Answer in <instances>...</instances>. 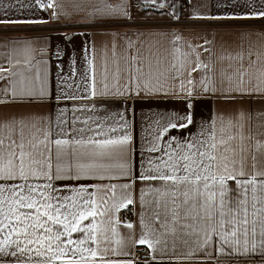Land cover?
<instances>
[{
	"label": "crops",
	"instance_id": "0c3cea01",
	"mask_svg": "<svg viewBox=\"0 0 264 264\" xmlns=\"http://www.w3.org/2000/svg\"><path fill=\"white\" fill-rule=\"evenodd\" d=\"M261 12L264 0H0V124L24 118L29 125L25 138H42L43 131L55 133L61 120L92 128L96 122L105 127L126 122L134 175L144 171L141 153L145 159L161 155L148 152L150 147L167 150L169 138L195 139L209 125L219 135L229 119L243 133L248 149L249 137L264 141ZM161 14L173 22H143ZM138 21L143 26H136ZM41 88L46 93L43 101L13 99V92L38 95ZM189 115L192 123L187 128L163 131L169 122L186 123L182 118ZM8 134L0 128V135ZM235 143L240 145L239 140ZM55 183L70 189L96 186L98 214L89 218L96 225V239L84 247H93L97 256L84 253L87 259L80 264H264L259 224L255 237L249 234L247 253L241 237L239 252L222 254L215 242L202 248L205 233L211 230L203 222L193 223L197 238L173 236L171 225L165 228L163 221H155L152 196L143 195L148 182L136 181L128 190L120 187L128 183L126 178ZM111 184L117 185L115 196L103 190ZM229 186L236 188L231 181ZM129 194L136 209L131 219H124L121 203ZM87 235L74 233L73 238ZM3 238L0 234V242ZM140 239L148 243L140 244ZM20 243L23 247V237ZM137 247H146L149 255L137 257ZM11 251L16 256L9 255ZM0 264L47 262L34 251L20 253L11 244L0 254Z\"/></svg>",
	"mask_w": 264,
	"mask_h": 264
},
{
	"label": "snow or ice",
	"instance_id": "6c2138e0",
	"mask_svg": "<svg viewBox=\"0 0 264 264\" xmlns=\"http://www.w3.org/2000/svg\"><path fill=\"white\" fill-rule=\"evenodd\" d=\"M259 15L264 16V12ZM12 95L14 100L25 103L46 98L43 88L38 95L28 90L21 91L19 96L15 92ZM182 119L186 123L169 122L163 131L187 128L192 123L190 115ZM28 126L24 118L0 124L9 133L0 135V234L4 237L0 254L15 244L20 253L34 251L47 264H57V261L80 264L87 259L84 253L95 258L97 252L93 247L84 245L96 239V225L89 220L98 214L96 186L79 184L70 189L68 184L58 188L55 183L88 177L126 178L128 183L120 186L124 190L136 181L148 182L149 190L143 195L152 196L153 218L163 221L165 228L171 225L168 230L173 236L199 238L193 223L211 226L205 233L202 248L215 242L219 245L217 251L231 255L239 252L243 237L247 253L249 234L255 237L257 224L261 228L260 243L264 246V141L253 142L249 137L251 147L246 149L243 133L238 132L230 119L219 135L209 125L195 139L189 137L181 142L175 137L169 138L167 150L150 147L148 152L161 155L145 159L141 153L140 167L144 171L138 175L133 174L132 136L124 130L126 122L118 127L111 124L105 127L96 122L92 128L75 127L71 120H61L55 133L51 129L43 131L42 138L35 135L25 138ZM227 127L232 131H227ZM237 140L239 146L235 143ZM229 181L236 184L235 189L229 186ZM151 182H158L159 186L153 187ZM116 189L117 185L111 184L103 190L115 196ZM132 203L129 194L121 206ZM74 233L88 235L83 239L73 238ZM12 236L16 239H9ZM20 237L25 242L23 247ZM138 243L148 241L140 239ZM255 249L253 243L251 250ZM8 254L16 256L17 252Z\"/></svg>",
	"mask_w": 264,
	"mask_h": 264
},
{
	"label": "built area",
	"instance_id": "2783aa9c",
	"mask_svg": "<svg viewBox=\"0 0 264 264\" xmlns=\"http://www.w3.org/2000/svg\"><path fill=\"white\" fill-rule=\"evenodd\" d=\"M249 23L256 24V23H258V21H252ZM135 209H136V207L134 204H129L127 207H122L120 212L124 218H132L135 214ZM148 254H149V252H148V249L146 247H139L136 250V255L138 257L144 258V257H147Z\"/></svg>",
	"mask_w": 264,
	"mask_h": 264
},
{
	"label": "rangeland",
	"instance_id": "374dc122",
	"mask_svg": "<svg viewBox=\"0 0 264 264\" xmlns=\"http://www.w3.org/2000/svg\"><path fill=\"white\" fill-rule=\"evenodd\" d=\"M154 17V18H153ZM153 19H158V20H153ZM143 22H146V23H158V24H167V23H172L173 20L171 19V17H169L167 14H161V15H155V16H152V18H148L146 21H143ZM136 26H143L141 24L140 21L136 22L135 23ZM1 27H13L11 25H4V24H1ZM7 29H11V28H7ZM121 211V210H120ZM121 214V212H120ZM122 218H124L122 215H121ZM124 219H131V218H124ZM139 248V247H137ZM137 250V249H136ZM149 252V251H148ZM149 255V254H148ZM137 256V255H136ZM138 257V256H137ZM145 258V257H144Z\"/></svg>",
	"mask_w": 264,
	"mask_h": 264
}]
</instances>
